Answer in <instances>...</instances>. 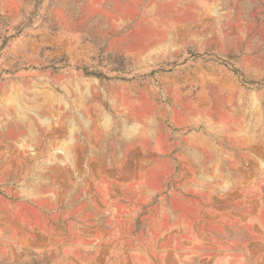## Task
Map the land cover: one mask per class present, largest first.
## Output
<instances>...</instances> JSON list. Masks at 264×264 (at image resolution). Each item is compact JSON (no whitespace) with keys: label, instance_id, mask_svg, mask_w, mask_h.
Listing matches in <instances>:
<instances>
[{"label":"rangeland","instance_id":"1","mask_svg":"<svg viewBox=\"0 0 264 264\" xmlns=\"http://www.w3.org/2000/svg\"><path fill=\"white\" fill-rule=\"evenodd\" d=\"M0 264H264V0H0Z\"/></svg>","mask_w":264,"mask_h":264}]
</instances>
